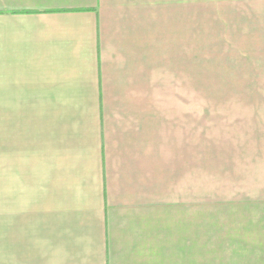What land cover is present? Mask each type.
<instances>
[{"label": "crops", "instance_id": "obj_1", "mask_svg": "<svg viewBox=\"0 0 264 264\" xmlns=\"http://www.w3.org/2000/svg\"><path fill=\"white\" fill-rule=\"evenodd\" d=\"M199 60L264 94V0H0V264H254L264 100Z\"/></svg>", "mask_w": 264, "mask_h": 264}, {"label": "rangeland", "instance_id": "obj_2", "mask_svg": "<svg viewBox=\"0 0 264 264\" xmlns=\"http://www.w3.org/2000/svg\"><path fill=\"white\" fill-rule=\"evenodd\" d=\"M206 64L207 63L205 61L199 60V94H198L199 103H204L206 101L249 102V101H262V100H264V94H261V95L260 94H254V93H249L248 91L243 93L242 91H240V88L237 86H235L233 89L230 88L228 86V84H226V86L223 88L222 87L219 88L218 86L214 87V88H212V86L208 87L207 86L208 85V82H207L208 79L206 78V73H207V65ZM214 71H215V68L213 67V65H210L208 73H211V76L215 77L214 80L217 81L216 83H219L221 81H225L226 83H229L228 78L225 79V78H222L221 76L213 75V74H215ZM210 80L212 81L213 79L210 78ZM235 80H237V79H235ZM231 90H238L239 93L231 92ZM242 90H243V87H242ZM201 118H202V116L199 115V135L205 134V126L200 124ZM249 160L246 163V165L251 166L250 169L252 167H254L256 163L260 167H264V158H259V159L253 158V159H249ZM259 166H257V167H259ZM262 180L264 181V175H262ZM260 236H261L260 241H262L264 243V231L261 232ZM255 249L258 251L253 254V257L255 259L253 261L254 264H264V247L255 248ZM250 256L251 255H249L248 257H250ZM246 262L248 263L249 261H246Z\"/></svg>", "mask_w": 264, "mask_h": 264}]
</instances>
